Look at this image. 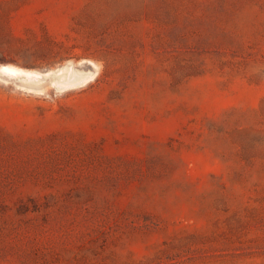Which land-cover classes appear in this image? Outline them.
I'll list each match as a JSON object with an SVG mask.
<instances>
[{"label":"rangeland","instance_id":"1","mask_svg":"<svg viewBox=\"0 0 264 264\" xmlns=\"http://www.w3.org/2000/svg\"><path fill=\"white\" fill-rule=\"evenodd\" d=\"M0 264H264V0H0Z\"/></svg>","mask_w":264,"mask_h":264},{"label":"bare ground","instance_id":"2","mask_svg":"<svg viewBox=\"0 0 264 264\" xmlns=\"http://www.w3.org/2000/svg\"><path fill=\"white\" fill-rule=\"evenodd\" d=\"M0 71L8 72V73H14L16 70L14 68H11V67H8V66H5V65H1L0 66Z\"/></svg>","mask_w":264,"mask_h":264}]
</instances>
